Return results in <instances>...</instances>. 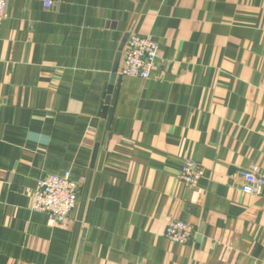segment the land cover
Listing matches in <instances>:
<instances>
[{"label": "crops", "instance_id": "1", "mask_svg": "<svg viewBox=\"0 0 264 264\" xmlns=\"http://www.w3.org/2000/svg\"><path fill=\"white\" fill-rule=\"evenodd\" d=\"M130 34L157 44L156 67L121 76L122 50L109 94ZM183 160L203 171L193 188ZM251 167L264 179V0L7 1L0 264H264ZM66 172L77 204L54 225L31 195ZM171 219L187 245L165 240Z\"/></svg>", "mask_w": 264, "mask_h": 264}, {"label": "built area", "instance_id": "2", "mask_svg": "<svg viewBox=\"0 0 264 264\" xmlns=\"http://www.w3.org/2000/svg\"><path fill=\"white\" fill-rule=\"evenodd\" d=\"M7 1L0 0V33L7 18ZM49 6V5H47ZM158 55L157 44L139 34H130L122 52V64L119 74L125 77L147 80L156 67ZM203 177L201 167L183 160L179 180L183 185L195 187ZM242 192L246 195H259L264 187V179L258 176V168L251 167L243 174ZM77 204V183L71 179L70 173L63 175L49 174L42 177L31 195L30 211L45 213L50 223H65L73 213ZM165 240L172 244L185 246L193 236V229L188 223L169 220L164 228Z\"/></svg>", "mask_w": 264, "mask_h": 264}, {"label": "water", "instance_id": "3", "mask_svg": "<svg viewBox=\"0 0 264 264\" xmlns=\"http://www.w3.org/2000/svg\"><path fill=\"white\" fill-rule=\"evenodd\" d=\"M127 38H128V37H125V39H124V41H123V42H124L123 45L120 46V51H119V54L117 55V58H116L115 66H114V68H113L112 76H111V78H110V85H111V87H110V89H109V94L111 93V91H112V86L115 84V82H116V81L119 82L120 79H121V76L118 75V69H119V68H118V63H119L118 60H120V58H121V52H122V50L124 49V45H125V43H126ZM116 94H117V92H115V95H114L115 98H116ZM115 98H114L113 104H114V102H115ZM109 102H110V98L108 97L107 100H106V108L104 109V112L107 111V109H108V105H109ZM96 153H97V152H96Z\"/></svg>", "mask_w": 264, "mask_h": 264}]
</instances>
